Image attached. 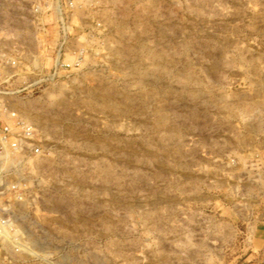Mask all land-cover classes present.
Instances as JSON below:
<instances>
[{"label": "rangeland", "instance_id": "1", "mask_svg": "<svg viewBox=\"0 0 264 264\" xmlns=\"http://www.w3.org/2000/svg\"><path fill=\"white\" fill-rule=\"evenodd\" d=\"M0 65V264H264V0H0Z\"/></svg>", "mask_w": 264, "mask_h": 264}, {"label": "built area", "instance_id": "2", "mask_svg": "<svg viewBox=\"0 0 264 264\" xmlns=\"http://www.w3.org/2000/svg\"><path fill=\"white\" fill-rule=\"evenodd\" d=\"M58 19L63 30V18L59 17ZM57 61L55 62V65H62L59 61ZM65 65L68 66V64ZM2 72L3 68L2 65H0V79L2 78ZM33 140L34 134L31 128L21 121H16L13 128L7 124H0V166L5 167L4 173H8L13 168L15 169L17 164L21 163V161H24L25 159H28L33 152H39L37 145L32 143ZM7 190L8 188L6 183L0 179V204H3L2 197L5 195ZM4 226L5 223L0 218V235L6 233L3 229ZM2 238L3 236L1 237V240Z\"/></svg>", "mask_w": 264, "mask_h": 264}]
</instances>
